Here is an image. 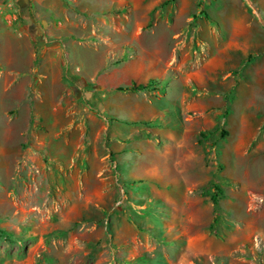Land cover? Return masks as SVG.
Returning <instances> with one entry per match:
<instances>
[{
	"label": "rangeland",
	"instance_id": "374dc122",
	"mask_svg": "<svg viewBox=\"0 0 264 264\" xmlns=\"http://www.w3.org/2000/svg\"><path fill=\"white\" fill-rule=\"evenodd\" d=\"M203 1L176 0L168 25L156 13L145 23V11L128 5L105 12L101 3L112 0H81L89 6L87 23L102 21L94 34L107 58L75 35L59 41L63 83L74 93L65 97L63 119L74 123L49 147L57 152L66 141L65 161H48L51 172L47 153L37 142L30 147L36 138L29 135L4 156L10 166L0 171V264H264V0H226L239 4L232 14L241 21L235 30L229 25L224 40L221 25L209 19L219 17L218 0ZM0 8V30L10 32L8 14L23 18L28 10L26 0H0ZM39 12L40 27L63 21L52 10ZM149 32L162 37L159 46ZM211 35L221 39L215 48ZM233 42L242 48L234 70ZM0 44L2 68H25L10 56L7 36ZM159 49L165 73L152 75L139 93L128 91L139 94L142 108L107 89L130 75L122 64L131 59L143 76L155 72ZM1 101L0 138L7 141ZM142 111L155 118L125 120ZM6 114L11 121L16 110ZM117 123L133 130L109 134ZM45 145L49 153L47 139Z\"/></svg>",
	"mask_w": 264,
	"mask_h": 264
},
{
	"label": "crops",
	"instance_id": "0c3cea01",
	"mask_svg": "<svg viewBox=\"0 0 264 264\" xmlns=\"http://www.w3.org/2000/svg\"><path fill=\"white\" fill-rule=\"evenodd\" d=\"M69 2V4H65L62 0H26V5L28 8L27 15H24L23 18H19L15 14L13 16L8 14L10 16V20L6 25L11 27L12 30L11 32L6 29H4L3 31L0 30V39L2 38V36H7L9 42H11V44L9 45L10 56H12L15 61L24 60L22 62H26L25 68L23 69L12 67L10 64L9 66L6 65L8 67L7 69V67L2 68L1 63L3 60L0 59V100H2L1 102L3 103L1 112L4 114L3 123L4 125L8 126L11 132V135L10 137H8L7 141H5L4 138H0V150L2 153H4V155L1 156L2 158L0 157V171H5V169L10 166V161L7 162L8 159H6V157L4 156L12 153V151H16L17 146H19L21 142V138L25 135L36 138L35 140H31L32 142H30V147L33 148V142H37L40 147V151L42 153H47L48 160H46V164L50 160H59L61 164H63V162L65 161L64 143L66 141H60L61 149H59L57 152H54L53 149L49 147L52 141L57 139L56 134H58L59 132L61 133L60 129L63 125L66 124L67 126H69L67 128L70 135V125L74 123L73 118H71L69 121L63 119L66 109L65 97H68L66 101H70L74 98V93L72 92V90L67 89L63 83L64 75L60 63L61 57L63 55V49L59 41L62 39V36L75 35L83 41L81 44L79 43V45H88L93 49L101 50L102 55L105 58H107L106 55L108 54V47L106 46V44L99 43V40L94 34L97 22L101 23L102 21H97L95 22V24L90 26L89 23H87L86 19L87 14L90 12L88 8L89 6L82 4L81 0H70ZM205 2H210V0H205L202 3ZM104 3H101V6L104 7L105 12L111 10L112 13V10L117 9L116 5H121L122 8H124L123 5H128L132 9L139 8L145 11L146 14L141 20L145 21V23H149L151 14L156 13V15H162L165 18V23H168V25H170V12H172V9L175 7L176 0H142V3L141 1L139 3L135 0H112L111 3ZM215 4V9L220 10V14L217 13L219 14V17H209V19L211 18L214 21L216 20L217 24L221 25L224 34V38L221 39L224 40L227 36L226 32L229 29V25L232 24L233 30H235V27L238 26L239 22L241 21V18L237 19L232 14L234 13V9H240V6L235 1L230 3L226 0H218V3ZM210 6H212V4H210ZM37 7L52 10L54 14L63 16V21H46L44 26L40 27L38 25L40 12L36 13ZM223 14L229 15V17L225 18ZM112 18L109 19V24H112ZM136 18L137 17H135V20ZM229 19L231 22L227 21ZM210 29L212 30V35H215V31L217 30H214L212 28ZM148 34L154 36L155 39H157L159 46L160 39L162 37L160 38V35L155 32H149ZM143 35L145 34H140L137 38H135L137 40H135L134 49L136 48V43H138L139 38ZM212 35L209 36V43L213 48H215V46H217V43L221 41V39L219 37H215V39L212 40ZM89 39H94L96 41V44L88 43L87 40ZM34 42H36L39 47V49L37 50V54L34 52ZM70 42L73 43V41ZM254 44H256V41H254ZM232 45H229L227 47L228 55L232 57L231 61H229V65L231 66V69L233 68L232 70H234V67H236L242 60V48L239 42L237 44L233 42ZM22 46H24L25 48L23 49ZM0 50H2L1 44ZM161 53V49H159L160 58H158V63H156L157 59H155L153 68L155 72H152L151 74L148 73L146 76H143V70L140 69V67L137 66L135 62H133V59H131L128 63L122 64L124 66L125 72H131L130 75L127 78L123 77L122 80L124 81H119L118 83L109 86L107 89L124 103H129L131 106H134L138 109L142 108V98H140L138 94L141 90L134 91L138 93L133 94L131 92H128L131 90H118L117 88L127 87L132 82L136 84H146L147 82H150L152 80V75L156 77L157 74L165 73L163 72L164 70L162 68L163 62ZM246 56L247 54L245 55V57ZM119 62L121 61L117 60L116 62H111L110 65L114 66ZM228 69L230 70V68ZM110 70L111 72L116 73V69H113L111 67ZM72 72L77 76L81 75L79 74V71ZM32 75L37 76L39 79L36 77L35 81L32 82V80L30 79ZM99 80L100 83L98 84L99 86H101V84L105 81L102 76L99 78ZM88 81L94 82V79L92 77H89ZM75 94L77 95V93ZM207 96L204 97V100L208 103ZM176 99V95L173 96L172 101L174 102V104H176ZM164 107H166V105H164ZM12 108L16 110V114L14 116V119L10 121L8 120L6 111ZM146 108L150 110L149 106H147ZM225 108H220L221 110L219 109L220 111L218 110L216 112V115H222V110L224 111ZM152 112L154 111L152 110ZM152 112L149 113L147 111H142V113L140 114L136 113L133 116L126 117L125 120L127 122L132 120L131 122L135 123L143 121L144 119L151 120L155 118V115ZM90 116H92V118H96L91 114ZM30 125H32L33 127L30 128ZM26 127H29L30 133H28ZM128 130L133 129L125 127L121 123H117L114 131L109 134L115 135L118 133H127ZM200 136H203L202 132ZM46 139L48 142L49 153L43 151V148L45 149L46 147ZM134 142L139 141L135 140L133 141V143ZM4 145H6V147L10 145V149L7 150V148L3 147ZM5 151L8 153H6ZM55 166L57 170H61L59 168L60 165L57 164ZM47 168L50 169L48 167V164ZM51 172L54 171L51 170ZM2 174L4 175V173ZM59 178L62 179V177Z\"/></svg>",
	"mask_w": 264,
	"mask_h": 264
},
{
	"label": "trees",
	"instance_id": "16d2710c",
	"mask_svg": "<svg viewBox=\"0 0 264 264\" xmlns=\"http://www.w3.org/2000/svg\"><path fill=\"white\" fill-rule=\"evenodd\" d=\"M150 85H151V81L147 82L146 84H141V83L140 84H136V83L132 82L127 87H118L117 89L118 90L140 91V90H144L146 88H149ZM202 135L204 136L203 133H202ZM214 189H215V191L210 194V199H211L212 204L214 205V207H216L217 206V202H218V195L220 194V189H219V187L216 184H214Z\"/></svg>",
	"mask_w": 264,
	"mask_h": 264
}]
</instances>
